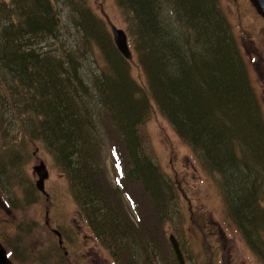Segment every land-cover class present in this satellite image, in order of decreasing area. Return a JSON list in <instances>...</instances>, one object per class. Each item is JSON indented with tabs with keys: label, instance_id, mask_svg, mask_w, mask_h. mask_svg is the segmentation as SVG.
<instances>
[{
	"label": "trees",
	"instance_id": "trees-1",
	"mask_svg": "<svg viewBox=\"0 0 264 264\" xmlns=\"http://www.w3.org/2000/svg\"><path fill=\"white\" fill-rule=\"evenodd\" d=\"M54 1L56 6L51 0H0L1 183L35 161V150H44L113 264H158L163 222L180 214L177 187L142 148L143 127L158 115L219 183L236 225L243 232L256 223L261 229L262 190L245 189L242 180L264 185V161L256 159L260 150L264 154V119L217 0H113L125 17L135 54L130 62L117 52L89 0ZM54 6L72 20L68 47ZM95 56L103 66L84 69ZM110 134L116 138L114 186L102 155ZM247 150L262 165L248 166ZM134 186L142 190L143 214L128 189ZM125 198L142 226L130 221ZM262 234L264 227L248 242L264 260Z\"/></svg>",
	"mask_w": 264,
	"mask_h": 264
},
{
	"label": "rangeland",
	"instance_id": "rangeland-1",
	"mask_svg": "<svg viewBox=\"0 0 264 264\" xmlns=\"http://www.w3.org/2000/svg\"><path fill=\"white\" fill-rule=\"evenodd\" d=\"M51 1L56 6L55 1ZM217 2V11L226 20L225 25L235 38L246 62L264 119V21L255 13L248 0ZM88 3L95 17L104 22V30L112 42L108 22L126 31L125 17L113 0H89ZM55 10L61 20L64 45L68 47L73 37L72 20L67 17L64 8L57 6ZM165 17L167 20L171 18L168 14ZM177 30L184 33L182 28L177 27ZM127 41L133 61L135 54L131 39L127 37ZM97 56L94 58L98 64L94 62V58L82 61L84 69L93 70L97 65L103 66L102 58ZM130 75L136 77L134 67ZM107 136L102 155L104 169L107 171L106 179L114 186L117 169L112 145L116 138L111 140L112 135ZM142 144L144 153L154 161L164 177L175 184L180 196V214L174 216L171 223L163 222L165 238L156 253V263H174V254L168 242V236L174 235L185 264H264L263 258L251 246L253 243L248 242V238L255 241L264 227V221L260 223L261 229L256 223L245 232L236 225L237 220L233 221L228 215L219 183L212 181L201 167L197 156L161 116L155 115L144 125ZM33 155L37 158L30 165L22 171H14L10 178H2L3 183L0 181L1 195L5 196L0 198V241L4 242L7 252L13 255L12 263L113 264L111 255L93 240L92 233L84 225L85 221L69 193L67 181L55 169L52 157L41 149L35 150ZM244 159L248 166L257 163L262 165L264 154L261 150L257 154L256 159L261 163L253 162V153L248 150L244 152ZM41 161L48 171L44 184L45 195L34 188L37 178L32 174V167ZM251 179L242 180V184L246 185L245 189L251 185L258 191L262 190L259 205L264 208V185L254 184ZM30 186L33 187V192ZM128 189L140 203V214H143L142 209L147 206L141 199L142 190L139 186ZM126 210L130 221L138 227L142 226L137 224L135 213L127 203ZM258 218L264 219V214L257 216ZM153 222L157 225L158 221L155 218ZM144 225L146 230L151 227L150 224ZM260 239L264 243V234ZM59 241L61 245L58 244ZM259 251L264 253L262 248Z\"/></svg>",
	"mask_w": 264,
	"mask_h": 264
},
{
	"label": "water",
	"instance_id": "water-1",
	"mask_svg": "<svg viewBox=\"0 0 264 264\" xmlns=\"http://www.w3.org/2000/svg\"><path fill=\"white\" fill-rule=\"evenodd\" d=\"M252 8L255 10L256 14L264 20V0H248ZM110 32L112 35V40L118 53L122 55L125 60H131V52L127 43V36L122 29L116 28L114 25L109 23ZM32 174L36 177L34 181V186L36 190L41 194L45 195L44 182L48 178V171L46 165L43 162H39L32 168ZM55 233H57L55 231ZM58 234V233H57ZM59 236V235H58ZM169 243L171 245L172 251L174 253L175 259L179 264H185L184 258L179 248L178 242L173 235L168 237ZM61 244V241H59ZM0 264H12L6 256V251L0 243Z\"/></svg>",
	"mask_w": 264,
	"mask_h": 264
},
{
	"label": "flooded vegetation",
	"instance_id": "flooded-vegetation-1",
	"mask_svg": "<svg viewBox=\"0 0 264 264\" xmlns=\"http://www.w3.org/2000/svg\"><path fill=\"white\" fill-rule=\"evenodd\" d=\"M85 226H86V228H88L89 229V231L91 232V230H90V228H89V226H88V224H84ZM53 230H55V229H53ZM92 233V232H91ZM92 236H93V240H95V242L97 243V244H100L101 245V243H100V241H99V239L92 233Z\"/></svg>",
	"mask_w": 264,
	"mask_h": 264
},
{
	"label": "bare ground",
	"instance_id": "bare-ground-1",
	"mask_svg": "<svg viewBox=\"0 0 264 264\" xmlns=\"http://www.w3.org/2000/svg\"><path fill=\"white\" fill-rule=\"evenodd\" d=\"M121 56H122V55H121ZM131 60H132V55H131ZM131 60H129V61H128V60H126V61L130 62Z\"/></svg>",
	"mask_w": 264,
	"mask_h": 264
}]
</instances>
